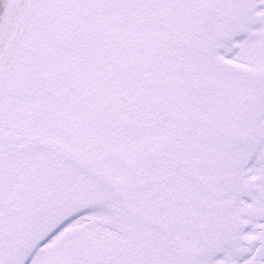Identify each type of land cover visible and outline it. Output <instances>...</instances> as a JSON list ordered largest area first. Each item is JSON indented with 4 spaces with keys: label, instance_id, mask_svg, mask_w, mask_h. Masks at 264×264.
Segmentation results:
<instances>
[{
    "label": "snow or ice",
    "instance_id": "6c2138e0",
    "mask_svg": "<svg viewBox=\"0 0 264 264\" xmlns=\"http://www.w3.org/2000/svg\"><path fill=\"white\" fill-rule=\"evenodd\" d=\"M0 264H264V0H0Z\"/></svg>",
    "mask_w": 264,
    "mask_h": 264
}]
</instances>
